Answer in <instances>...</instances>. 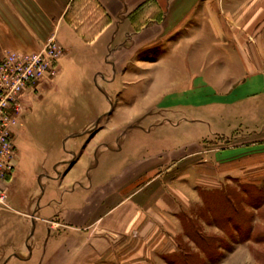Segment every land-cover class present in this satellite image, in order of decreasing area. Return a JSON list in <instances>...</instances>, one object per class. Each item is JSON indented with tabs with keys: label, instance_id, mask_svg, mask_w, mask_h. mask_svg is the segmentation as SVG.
<instances>
[{
	"label": "crops",
	"instance_id": "obj_1",
	"mask_svg": "<svg viewBox=\"0 0 264 264\" xmlns=\"http://www.w3.org/2000/svg\"><path fill=\"white\" fill-rule=\"evenodd\" d=\"M74 1L0 0V57L8 52H37L54 36L66 53L54 82L67 85L77 81L81 85L78 93L85 98L98 94V87L95 93L94 82V90H84L83 81L104 80L87 65L98 64V42L110 33V46L123 42L121 37L134 39L136 30L142 36L151 28L152 14L160 19L153 27L174 33L196 31V20L204 15L213 42L214 33L229 32L230 36L223 38L232 40L230 47L242 49L239 55L234 54L241 58L242 67L227 77L242 84L257 70L253 83L239 87L240 96L255 97V127L249 132L255 140L239 147L201 151V137L196 134L200 123L187 119L168 125L172 131L183 130L184 140L152 143L143 120L134 121L135 114L118 115V107L106 115L108 107L103 103L100 110L98 104L92 108L75 103L57 106L53 123L61 128L62 140L47 147L48 159L57 161L48 168L52 173L45 177L39 202L32 205L36 214L31 216L35 220L32 233L20 248L21 256L7 253L9 260L0 264H170L179 251V241L185 238L184 217L191 218L201 203L199 189L217 191L236 172L240 183L244 182L248 170L261 176L255 184L264 181V0H201L200 5V0H180L177 5L176 0H96L111 22L91 43L84 42L66 19ZM133 16L141 19L139 28L131 24L129 17ZM250 27L261 34L249 45L252 53H246L248 45L239 33ZM88 45H94L95 50L85 55ZM211 47L216 46L212 43ZM102 58L103 64L113 65L105 55ZM89 59L91 64H87ZM252 63L254 69L248 67ZM113 69L112 76L118 74ZM187 78L191 79L190 74ZM48 86L26 97L27 114ZM253 110L244 106L242 111L247 116ZM87 113L89 120L78 121L79 114ZM98 117L101 121L105 117L100 129ZM160 123L156 124L162 128V124H171L168 119ZM207 125L210 133L213 124ZM169 142L173 143L165 144Z\"/></svg>",
	"mask_w": 264,
	"mask_h": 264
},
{
	"label": "rangeland",
	"instance_id": "obj_2",
	"mask_svg": "<svg viewBox=\"0 0 264 264\" xmlns=\"http://www.w3.org/2000/svg\"><path fill=\"white\" fill-rule=\"evenodd\" d=\"M178 2L180 0H176L174 4L177 5ZM201 3L200 0L199 5ZM199 9L201 10L200 6ZM99 19L101 17L98 16ZM129 19L134 27L140 26L137 24L141 21L139 17ZM109 20L111 22L110 17ZM150 20L151 28L142 36L137 35L139 32L136 30L132 33L134 39L126 40L121 37L123 42L110 46V33V36L98 42V64H91L89 59L87 64L91 65L87 66L101 73L104 80L98 77L97 81L86 80L82 84L84 90L88 87L94 90L93 83L96 82L95 93L98 87V94L84 98L78 93L81 85L77 81H67V85H59L56 81L45 91H41L31 113L27 114L29 107L19 117V131L14 136L16 147L20 145L19 170L16 167L17 153L14 170L3 189L6 206L0 207V263L6 258L5 261L9 260L5 256L7 253L21 256L20 248L27 244L32 233L31 222L35 220L31 216H36L32 205L36 206L39 202L45 177L52 173V169L48 168L57 161L48 159L50 151L47 147L49 143L56 144L62 140L61 128L53 123L57 106L75 103L92 108L98 104L100 110L103 103L108 107V112L104 113L106 115L118 107V115L132 117L135 114L134 121L143 120L141 122L149 129L152 143L169 141L167 139L184 140L183 130L172 131L168 125L187 119H197L200 123L196 134L201 137V151L239 147L255 140L249 134L255 127V97L240 96L239 87L245 82L253 83V74L257 70L251 73V78L246 79L247 81L243 79L242 84L239 80L227 77V73L232 74L243 65L241 58L234 56L239 55V50L242 49L230 47L232 40L230 42L223 38L224 35L229 37L230 33H214L213 42V38H210L213 33L207 32V19L204 15L196 20L198 30L175 33L159 26L153 27V24L160 22L157 15L152 14ZM146 22L147 19L145 26ZM76 25L80 23L77 22ZM239 34L248 45L246 53L247 50L252 53L254 49L249 45L255 44L261 33L250 27ZM212 43L216 47L212 48ZM94 50V45H88L84 54L94 53ZM104 55L108 62L113 63L112 66L102 63ZM247 58L254 60L249 56ZM232 59L234 60L230 64ZM78 65L83 64L78 61ZM248 67L254 69L253 63L248 64ZM112 69L118 74L112 76ZM187 74H190L191 79L187 78ZM64 87L67 96L64 95ZM244 106L253 110L248 111L247 116L242 111ZM129 108L133 111L124 115L123 110ZM89 119L90 113L86 116L78 115V121ZM166 119L171 124H162L163 128L156 124ZM103 120L105 121V117H102V121L98 117V129L103 126ZM210 122L214 128L209 133L207 124ZM171 143L173 142L165 144ZM234 174L227 177L229 181H224L218 192L211 194V191L199 189L201 203L193 210L192 217L189 218L190 224H185L187 234L184 232L185 238L179 241V251L171 258L175 264H264V243L259 242L260 234H264V203L261 204L264 181L255 184L261 176H255L254 171L250 170L241 183L238 172ZM225 196H230V200ZM204 198L207 199L206 207L202 205ZM208 210L212 214H208ZM246 232L249 236L244 238ZM241 233L243 235L240 236ZM30 243L29 240L28 245Z\"/></svg>",
	"mask_w": 264,
	"mask_h": 264
},
{
	"label": "built area",
	"instance_id": "obj_3",
	"mask_svg": "<svg viewBox=\"0 0 264 264\" xmlns=\"http://www.w3.org/2000/svg\"><path fill=\"white\" fill-rule=\"evenodd\" d=\"M64 50L52 36L34 53H4L0 57V207L6 206L4 186L11 176L17 149L14 136L25 99L54 82Z\"/></svg>",
	"mask_w": 264,
	"mask_h": 264
},
{
	"label": "trees",
	"instance_id": "obj_4",
	"mask_svg": "<svg viewBox=\"0 0 264 264\" xmlns=\"http://www.w3.org/2000/svg\"><path fill=\"white\" fill-rule=\"evenodd\" d=\"M98 16L101 17V19L98 20ZM83 17H87L89 19L86 18L87 20H85V18ZM66 19L69 22V24L72 26L74 31L86 43L92 42L93 39L110 23L108 15L105 13V11L101 8V6L97 3L96 0H75L74 7L67 14ZM77 22H79L80 25H76ZM215 192L218 191H211L210 193L213 194ZM225 197H229L230 200V196H225ZM206 203H207V199L204 198L202 205L206 207ZM263 203H264V193L261 197V204ZM207 213L212 214V211L208 210ZM183 224H184V232L187 234V229L185 224H187V226L190 224L188 217H184ZM197 232H199V230ZM241 235L243 234L241 233L240 236ZM248 236L249 234L248 232H246V235L244 234V238H247ZM259 242L264 243V234L263 235L260 234ZM207 258L208 261L210 262L209 255L207 256ZM171 264H175V263L171 260Z\"/></svg>",
	"mask_w": 264,
	"mask_h": 264
}]
</instances>
